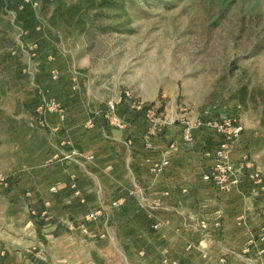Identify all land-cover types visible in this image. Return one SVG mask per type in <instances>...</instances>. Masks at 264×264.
<instances>
[{
    "label": "rangeland",
    "instance_id": "rangeland-1",
    "mask_svg": "<svg viewBox=\"0 0 264 264\" xmlns=\"http://www.w3.org/2000/svg\"><path fill=\"white\" fill-rule=\"evenodd\" d=\"M64 99L86 105L84 118L108 127L120 128L130 109L141 113L137 128L142 122L147 129L176 120L192 133L208 122L216 132L208 151L242 126L230 157L250 197L249 217L258 221L256 230L264 224V195L257 189L264 184V0H0V148L16 138L8 122L54 130L49 122L58 119L54 112L64 113L51 107L63 110ZM73 149L80 154L71 161L62 158L61 150ZM84 153L62 138L47 163H60L66 175L79 177L87 159H94ZM212 185L218 201L229 199L226 190ZM27 192L26 218L36 230L27 235H40L34 238L39 254L30 256L36 264L53 262L49 248L57 255L69 253L77 264L127 262L113 246L117 226L127 229L121 215L120 224L112 215L116 197L103 204L95 222L84 216L63 223L56 235L70 231L77 240L69 246L49 243L53 225L47 224L44 208L31 206L43 199ZM146 197L143 205L153 213L158 205ZM97 206L91 201L86 214ZM151 224L143 228L154 229Z\"/></svg>",
    "mask_w": 264,
    "mask_h": 264
},
{
    "label": "crops",
    "instance_id": "crops-1",
    "mask_svg": "<svg viewBox=\"0 0 264 264\" xmlns=\"http://www.w3.org/2000/svg\"><path fill=\"white\" fill-rule=\"evenodd\" d=\"M81 89H76L79 100ZM65 100L61 101L64 115L54 112L58 119L54 122L49 119L54 130H39L34 122H26L27 127L23 122L7 123L15 130L16 138H12L14 143L6 139L0 148V264H36L31 257L39 254L35 251L34 238L40 235H27L36 230L30 227L32 220L26 218L29 210L24 199L26 191L27 195L43 199L42 203L31 206L44 208L47 224L53 225L49 243L63 241L71 246L76 238L70 231L56 235L63 223L84 216L95 222L100 215L90 217L101 214L103 204L116 197L111 203L115 208L112 215L118 224L121 215L127 229L123 231L117 226L119 232L115 231L113 246L115 255L127 259L125 264H139V261L143 264H264V224L260 222L256 230L258 221L249 217L250 197L242 181L230 191H224L229 198L224 203L222 198L218 201L212 183L204 179L205 167L214 162L213 157L206 155L216 134L213 126L201 122L188 140L185 127L176 120L165 127L155 123L147 129L142 122L137 128L141 113L130 109L127 121L118 122L123 124L120 128L108 127L84 118L86 105ZM19 124L23 125L19 127ZM62 138L72 140L79 149L94 155V159H87L89 164L79 177L75 172L66 175L60 163H47ZM165 159L168 164L158 172L156 164ZM52 184L55 190L45 188ZM257 189L263 196L264 184H258ZM142 195L157 204V210L152 213L144 206ZM115 200L119 203L114 206ZM91 201L98 205L97 209L86 214ZM197 219L207 222L205 230L188 225ZM155 222L160 224L158 228L153 227ZM143 223L147 226L152 223L155 230L143 228ZM217 223L223 229H217ZM29 229L33 232L28 233ZM221 229L222 235L218 231ZM51 249L47 253L53 262L47 264H77L68 252L67 256H61Z\"/></svg>",
    "mask_w": 264,
    "mask_h": 264
},
{
    "label": "built area",
    "instance_id": "built-area-1",
    "mask_svg": "<svg viewBox=\"0 0 264 264\" xmlns=\"http://www.w3.org/2000/svg\"><path fill=\"white\" fill-rule=\"evenodd\" d=\"M51 108L56 109L57 111H63L61 105L53 104V107ZM42 124L50 127L47 122H42ZM241 130L242 126H237L233 130L228 131L227 135H225L224 140L218 145L215 150L206 152L207 156H213L214 163L210 171H207L204 174V179L226 191H230L232 186L239 182L235 165L230 157V149L233 141L239 136ZM185 137L188 140L192 138L189 128L185 130ZM60 154L62 155V158L71 161L72 159H74V156L80 154V152L76 149H73L69 152L61 150ZM57 156L59 155L57 154ZM168 162L169 161L165 159L162 162L156 164V170L158 172L163 171ZM72 177L74 178L75 175L73 174ZM73 187H75V183L73 184ZM55 189V187L52 188V190ZM96 216L97 215H93L92 218H96ZM188 225H192L195 228L202 230H205L208 226L207 222L203 219H197L194 223L188 222ZM159 226L160 224L158 222H155L153 225L154 228H158ZM216 227H221V224L217 223Z\"/></svg>",
    "mask_w": 264,
    "mask_h": 264
}]
</instances>
